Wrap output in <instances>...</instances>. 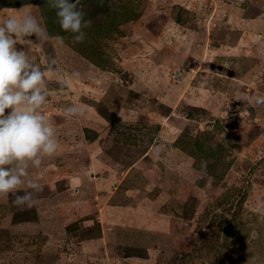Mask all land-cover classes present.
<instances>
[{
  "label": "rangeland",
  "instance_id": "1",
  "mask_svg": "<svg viewBox=\"0 0 264 264\" xmlns=\"http://www.w3.org/2000/svg\"><path fill=\"white\" fill-rule=\"evenodd\" d=\"M19 2L59 147L32 208L0 196V264H264V105L235 100L264 96V0H80L81 42Z\"/></svg>",
  "mask_w": 264,
  "mask_h": 264
},
{
  "label": "clouds",
  "instance_id": "2",
  "mask_svg": "<svg viewBox=\"0 0 264 264\" xmlns=\"http://www.w3.org/2000/svg\"><path fill=\"white\" fill-rule=\"evenodd\" d=\"M52 3L60 28L73 34L75 42L83 41L84 29L91 25V20L85 18L80 0H52ZM32 35L47 38L45 28L34 15L0 19V196L11 195L12 203L20 208H32L36 194L43 190V185L29 178V168H40L43 160L56 154L59 147L55 129L42 111L49 95L45 73L29 60L25 51L15 47ZM55 63L51 61L50 69ZM57 83L68 86V80L63 78ZM235 100L249 106L264 105V96L260 95H239ZM82 112L79 106L70 105L63 115L70 118Z\"/></svg>",
  "mask_w": 264,
  "mask_h": 264
},
{
  "label": "trees",
  "instance_id": "3",
  "mask_svg": "<svg viewBox=\"0 0 264 264\" xmlns=\"http://www.w3.org/2000/svg\"><path fill=\"white\" fill-rule=\"evenodd\" d=\"M27 0H20V2H19V4L18 5H20V4H22V3H25ZM32 1V0H31ZM46 1V0H45ZM52 2V0H50V3ZM116 25H117V23L115 22L114 24H109V31H111V30H113V29H115V27H116ZM77 48H81V50H83L82 51V53L83 54H85V50H84V47L81 45V46H77ZM93 53V52H92ZM86 55V54H85ZM95 55V54H94ZM88 56V55H87ZM95 57H97L96 55H95ZM99 59V58H98ZM99 61H100V59H99Z\"/></svg>",
  "mask_w": 264,
  "mask_h": 264
}]
</instances>
